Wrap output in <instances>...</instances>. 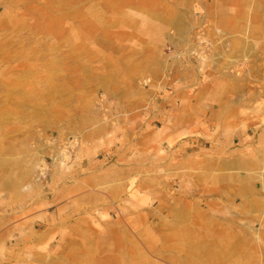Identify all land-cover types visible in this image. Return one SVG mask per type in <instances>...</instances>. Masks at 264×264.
<instances>
[{
	"label": "rangeland",
	"instance_id": "374dc122",
	"mask_svg": "<svg viewBox=\"0 0 264 264\" xmlns=\"http://www.w3.org/2000/svg\"><path fill=\"white\" fill-rule=\"evenodd\" d=\"M173 75L250 94L264 126V0H0V264H264V205L184 228L148 194L138 133L128 193L88 167ZM45 191L59 205L32 210Z\"/></svg>",
	"mask_w": 264,
	"mask_h": 264
},
{
	"label": "crops",
	"instance_id": "0c3cea01",
	"mask_svg": "<svg viewBox=\"0 0 264 264\" xmlns=\"http://www.w3.org/2000/svg\"><path fill=\"white\" fill-rule=\"evenodd\" d=\"M166 84L171 90L156 108L154 103L149 105L148 121L121 127L127 129L132 144L124 148L104 146L102 152L111 153L110 160L106 157L109 166L105 167V158H95L90 160L89 169L101 172L105 180L118 178L128 193L136 176L134 141L138 133L141 176L144 185L149 179L148 194L153 181L160 208L164 205L184 228L197 226L200 215L209 218L233 205L238 213L232 217L239 218L242 205H264V126L241 114L242 103L250 94L231 96L223 85L196 90L189 76L173 75ZM87 187V183L80 185V190L87 193ZM168 192L174 194L173 199L168 198ZM50 194H43L48 201L42 207L33 203L30 208L49 211L48 206L59 205V198L54 201Z\"/></svg>",
	"mask_w": 264,
	"mask_h": 264
}]
</instances>
